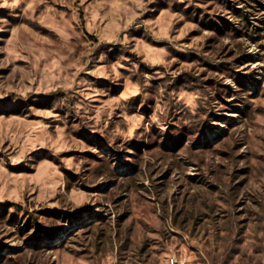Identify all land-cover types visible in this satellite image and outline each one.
Returning <instances> with one entry per match:
<instances>
[{
	"label": "rangeland",
	"instance_id": "374dc122",
	"mask_svg": "<svg viewBox=\"0 0 264 264\" xmlns=\"http://www.w3.org/2000/svg\"><path fill=\"white\" fill-rule=\"evenodd\" d=\"M264 264V0H0V264Z\"/></svg>",
	"mask_w": 264,
	"mask_h": 264
},
{
	"label": "built area",
	"instance_id": "2783aa9c",
	"mask_svg": "<svg viewBox=\"0 0 264 264\" xmlns=\"http://www.w3.org/2000/svg\"><path fill=\"white\" fill-rule=\"evenodd\" d=\"M174 264H187V257L185 255H178L173 253Z\"/></svg>",
	"mask_w": 264,
	"mask_h": 264
},
{
	"label": "bare ground",
	"instance_id": "6f19581e",
	"mask_svg": "<svg viewBox=\"0 0 264 264\" xmlns=\"http://www.w3.org/2000/svg\"><path fill=\"white\" fill-rule=\"evenodd\" d=\"M170 264H174L173 254L171 255V261H170Z\"/></svg>",
	"mask_w": 264,
	"mask_h": 264
}]
</instances>
